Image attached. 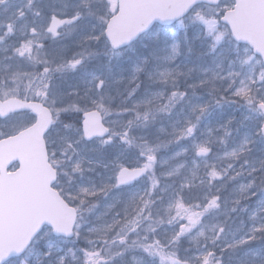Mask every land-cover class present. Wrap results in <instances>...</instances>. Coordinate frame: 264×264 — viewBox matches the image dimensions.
<instances>
[{
    "label": "snow or ice",
    "instance_id": "snow-or-ice-1",
    "mask_svg": "<svg viewBox=\"0 0 264 264\" xmlns=\"http://www.w3.org/2000/svg\"><path fill=\"white\" fill-rule=\"evenodd\" d=\"M0 264H264V0H0Z\"/></svg>",
    "mask_w": 264,
    "mask_h": 264
}]
</instances>
